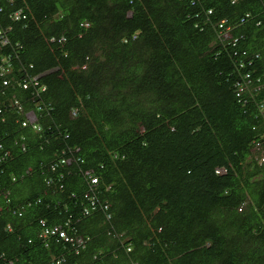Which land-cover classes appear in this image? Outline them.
I'll return each mask as SVG.
<instances>
[{
  "label": "trees",
  "instance_id": "trees-1",
  "mask_svg": "<svg viewBox=\"0 0 264 264\" xmlns=\"http://www.w3.org/2000/svg\"><path fill=\"white\" fill-rule=\"evenodd\" d=\"M0 29V264H264V0H0Z\"/></svg>",
  "mask_w": 264,
  "mask_h": 264
},
{
  "label": "built area",
  "instance_id": "built-area-1",
  "mask_svg": "<svg viewBox=\"0 0 264 264\" xmlns=\"http://www.w3.org/2000/svg\"><path fill=\"white\" fill-rule=\"evenodd\" d=\"M210 12V11H209ZM19 17V13H15L13 15V18H18ZM242 21L244 20V18L241 19ZM225 20H221L218 24L219 26V29H220V34L224 37H228V30H229V27L228 26H225ZM2 40V31H0V41ZM243 54H245V51H243ZM3 68V67H2ZM7 68V67H6ZM9 68L6 69V73L9 74ZM4 73V72H3ZM2 73V74H3ZM29 80L26 81L24 80L23 83H22V86L23 88H29L30 85H32L33 87L34 86H37L38 85V81L36 80L35 77H32L29 76ZM5 83H9V80L8 79H5L4 80V84ZM235 87H236V96L238 97H241L242 93L245 91V89L247 88V86L241 82H237L235 84ZM27 96H23V99H26ZM260 108L264 110V99H263V102L262 104H260ZM1 111V110H0ZM29 113H26V118H27V121H23L22 122V125H27L28 122H31V120L33 119L32 117L34 116L33 113L29 114ZM35 126V125H34ZM0 148H2V145L0 144ZM255 150L256 152V157H257V161L258 162H264V138L263 139H259V140H256L254 142V149L253 151ZM5 154H7V151L4 152ZM63 161V160H62ZM68 162V160H67ZM218 173L220 171L223 172V170H216ZM88 176L90 178V181L92 183H97V177H93L90 173H88ZM95 189L91 188L90 190L86 191L85 194H84V198L86 200H88V204L89 206L85 207L82 211V214L85 216V215H88L91 213V211L95 210L97 208V204H98V200L96 201V195H95ZM107 218H109V215L107 214ZM79 218H77V221H78ZM58 233L59 235V238H61L63 240V242H68L71 244L72 247H74L75 249H78L79 247H82L83 246V243H84V238L82 236H80L78 234V236L76 235V232H73L71 235H68L66 234L63 230H58L56 227L55 228H48V227H44V222H42V227H41V231H40V236L42 238H48L50 236H55L56 234Z\"/></svg>",
  "mask_w": 264,
  "mask_h": 264
},
{
  "label": "clouds",
  "instance_id": "clouds-1",
  "mask_svg": "<svg viewBox=\"0 0 264 264\" xmlns=\"http://www.w3.org/2000/svg\"><path fill=\"white\" fill-rule=\"evenodd\" d=\"M234 1L236 2L237 0H232V2H234ZM15 13H19V17H18V18H13V15H14ZM247 15H248V14H246V16H247ZM8 18H9V20H11V21H18V20H20V19H22V18L24 19L25 16H24L20 11H15V12H14L13 14H11ZM242 18H243V17H241V19H242ZM241 19H240V21H242ZM244 20H245V19H244ZM244 20H243V21H244ZM220 21H221V20H220ZM220 21H219V22H220ZM219 22H218V24H219ZM218 24H217V26H218ZM218 27H219V26H218ZM7 28L10 29L9 27H7ZM229 29H230V28H229ZM0 31H1V29H0ZM228 31H229V30H228ZM228 31H227V32H228ZM4 35H5V34L2 33V40H1V41H3V39H4ZM229 36H230V34H229V32H228V37H229ZM228 37H224V36H223V39H227ZM237 40H238V37L234 38V39H233L234 43L237 42ZM1 41H0V42H1ZM245 54H246V51H245ZM245 54H243V51H242V55H245ZM257 56H258V54H255V57H257ZM251 59H253V58L249 57V58L247 59V62H248L249 60H251ZM0 61H4V60H3V59H0ZM0 63H1V62H0ZM1 66H2V64H0V67H1ZM1 68H2V67H1ZM9 71H10V72H9V74H10V73H11V69H9ZM6 74H7V73H6ZM2 75H3V74H2ZM37 79H38V78H37ZM37 79H36V80H37ZM23 81H24V80H23ZM23 81L20 83V86H21L22 90H24V88H23V86H22ZM37 81H38V80H37ZM9 83H10V82H9ZM9 83H8V84H9ZM247 87H248V85H247ZM25 89H27V88H25ZM246 89H247V88H246ZM246 89H245V90H246ZM23 94H24V93H23ZM237 97H238V96H237ZM39 102H40V101H39ZM39 102H37V104H39ZM12 103L14 104V100H13V98H10V99H9V104H8V109H10V108H9V107H10L9 105L12 104ZM0 110H3V109L0 107ZM29 110L33 113L34 116L32 117L33 119L31 120V122H28L27 125H32V127H33L34 129H40V128H39V124L37 123V118H38L40 112H39L38 110H34V109H32V108H29ZM262 110H263V109H262ZM26 112H27V111H26ZM1 114H2V111H0V115H1ZM22 114H23V113H22ZM71 115H72V116H76V111L72 110V111H71ZM23 121H27L26 114H23V118H22V120L20 121L21 126H22V127H26L27 125H22V122H23ZM34 125H35V126H34ZM263 138H264V137H263ZM253 149H254V147L252 148V151H253ZM254 151H255V150H254ZM256 155H257V154H256V152H255L254 156H255V159L257 160ZM257 162H258V161H257ZM258 163H263V162H258ZM19 215H20V213H19ZM79 235H80V234H79ZM39 236H40V234H39ZM80 236H81V235H80ZM40 237H41V236H40ZM41 238H42V237H41ZM42 239H43L44 241L47 242V238H42ZM84 241H85V239H84ZM83 244H84V243H83ZM81 248H83V247H79L78 249H75V248L73 247L72 250H73L75 253H78V252L80 251ZM126 250L129 251L130 248H127ZM63 260H65V259L63 258ZM52 262L55 263V264H58V262H59V261H58V257H57V258H56V257H52Z\"/></svg>",
  "mask_w": 264,
  "mask_h": 264
},
{
  "label": "bare ground",
  "instance_id": "bare-ground-1",
  "mask_svg": "<svg viewBox=\"0 0 264 264\" xmlns=\"http://www.w3.org/2000/svg\"><path fill=\"white\" fill-rule=\"evenodd\" d=\"M225 24H226V22H225ZM4 80H5V79L2 80V84H3L4 86H5V85H8V83H5V84H4ZM44 90H45V87L42 86V85H40V84L38 83V85L34 87V90H33L32 94H33V96L36 95V96H38V97H39V96L41 97V93H42ZM13 100H14V104H13V103L10 104L11 106H13L14 108L18 109L19 111L24 110V106H23V104H22V102H21L20 99H18V98H13ZM109 219H110V218H109ZM45 243H46V242H45ZM59 263H60V262H59Z\"/></svg>",
  "mask_w": 264,
  "mask_h": 264
},
{
  "label": "rangeland",
  "instance_id": "rangeland-1",
  "mask_svg": "<svg viewBox=\"0 0 264 264\" xmlns=\"http://www.w3.org/2000/svg\"><path fill=\"white\" fill-rule=\"evenodd\" d=\"M23 111V110H22ZM25 111H27V113L31 114L32 112L29 109H25ZM28 114V115H29Z\"/></svg>",
  "mask_w": 264,
  "mask_h": 264
}]
</instances>
